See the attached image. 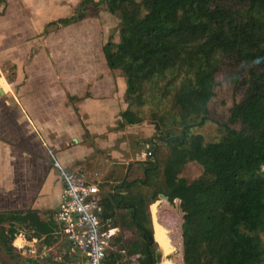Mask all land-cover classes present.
Wrapping results in <instances>:
<instances>
[{
  "label": "trees",
  "instance_id": "trees-1",
  "mask_svg": "<svg viewBox=\"0 0 264 264\" xmlns=\"http://www.w3.org/2000/svg\"><path fill=\"white\" fill-rule=\"evenodd\" d=\"M91 4L118 19L119 40L111 36L104 52L109 68L126 79L131 104L158 108L173 96L179 111L174 130L148 143L170 150L163 187L153 198L163 193L181 203L184 263L264 264V0H84L80 12ZM221 69L246 89L220 136L209 140L196 130L210 122ZM122 119L124 126L142 122L131 110ZM149 159L143 179L128 176L105 195L102 214L104 221L115 219L116 228L119 217L137 230L140 240L122 250L143 255L141 264H156L148 199L136 191L157 170ZM191 164L201 173L188 178ZM4 223L11 224L10 234L21 224L49 245L60 236L54 217L44 221L35 210L0 213ZM121 257L108 252L106 264H120Z\"/></svg>",
  "mask_w": 264,
  "mask_h": 264
},
{
  "label": "crops",
  "instance_id": "crops-1",
  "mask_svg": "<svg viewBox=\"0 0 264 264\" xmlns=\"http://www.w3.org/2000/svg\"><path fill=\"white\" fill-rule=\"evenodd\" d=\"M80 2L0 0V211L56 216L64 183L55 161L86 176L97 160L107 177L120 169L109 155L124 157L115 147L130 100L104 52L116 33L101 22L93 32L84 21L90 5L83 14ZM150 131L141 130L142 140Z\"/></svg>",
  "mask_w": 264,
  "mask_h": 264
},
{
  "label": "rangeland",
  "instance_id": "rangeland-1",
  "mask_svg": "<svg viewBox=\"0 0 264 264\" xmlns=\"http://www.w3.org/2000/svg\"><path fill=\"white\" fill-rule=\"evenodd\" d=\"M84 1L81 0L78 8L83 5ZM77 8V9H78ZM90 11L86 13L84 21L93 26L92 31L101 22V25L113 24V33H116V40H119L118 32V19L113 16V19H108L111 17L110 14H102L101 17L96 14L94 10L103 11V7L90 5ZM87 11V10H86ZM79 13V12H78ZM100 25V26H101ZM121 75L120 73H117ZM216 80L218 83L217 93L218 96L213 101L211 109L210 122L203 128H197V132L202 133L209 140H213L220 136V125L227 121L230 110L233 106L243 99L244 92L246 88L242 86L232 84L229 82L227 77V71L221 69L217 74ZM150 86H146L145 92ZM147 99L149 95L146 94ZM157 100H159L157 96ZM173 96L165 99L162 103H159L158 108L152 103H145L144 105L131 104L132 101H127L128 109L134 112L137 116L142 119V122L137 125H125L126 128H122L121 145L115 147V150L123 152L124 157L118 158L115 155H109L112 159L115 167H119L117 171L112 169L107 177L105 171L103 170L101 163L102 161L97 160L96 162H89V166L85 167L84 173L87 176L94 177L103 182L102 189L104 194H109L115 188L118 189L121 186L124 178L130 176V179H143L144 178V166L150 159L142 158L143 152L146 150L145 143L148 142L154 134L158 136L159 134H166V129L175 128L174 118H177L179 111L173 107ZM130 105V108H129ZM170 113V115H168ZM123 116V114H122ZM121 120V119H120ZM120 122V121H119ZM158 127L161 130L158 131ZM147 128L151 132L152 136L147 135L146 139L141 138V130ZM174 130V129H173ZM175 131L178 133L179 129L176 127ZM134 144V147H133ZM169 147L163 142H159L156 152H154L155 159L152 161L158 164L157 170H155L152 176L148 179L147 185H140L136 191L141 192L147 196L148 208L151 210V205L155 202L153 198L154 194L158 192V188L163 187L164 182V167L165 162L169 158ZM120 156V155H119ZM14 163V161H12ZM54 164V163H53ZM86 164V163H85ZM83 164V165H85ZM13 173H14V164ZM83 168V167H82ZM68 170V169H67ZM72 172H81L78 170H69ZM201 173L198 166L191 164L187 166L184 170V176L188 178L195 177ZM163 194V193H161ZM160 194V195H161ZM158 199V198H157ZM157 201V200H156ZM180 201L176 200L173 203L168 201H163L160 205L159 217L161 222L168 228L171 236L174 239V245L176 244L177 252L171 255L169 258L174 261V264H185L184 263V239H183V225H184V213L180 207ZM4 210V209H0ZM14 211H0V213H10ZM121 214H126V212H121ZM54 216V215H53ZM52 216V217H53ZM51 216H46V220H49ZM117 236L115 237L114 244L111 245V252H117L122 254L120 264H138V261H132L137 255L127 256V251L122 250L127 244H132L137 240H140V235L136 229L128 228L124 222L119 220ZM115 221V219H113ZM114 223V222H113ZM125 226V227H123ZM0 228H3L0 232V264H83L84 261L81 257L73 255L71 247L68 241L63 236H59L57 242L52 244H47L45 242V237L34 238L33 232L28 230L21 224H15L14 233L10 234V223L0 224ZM121 236L123 240L121 242L117 241V238ZM264 240V235H263ZM17 247H16V246ZM155 250H159L157 245H155ZM11 248V250H9ZM128 249V248H127ZM129 250V249H128ZM143 257V255H142Z\"/></svg>",
  "mask_w": 264,
  "mask_h": 264
},
{
  "label": "built area",
  "instance_id": "built-area-1",
  "mask_svg": "<svg viewBox=\"0 0 264 264\" xmlns=\"http://www.w3.org/2000/svg\"><path fill=\"white\" fill-rule=\"evenodd\" d=\"M147 156L154 153L149 151ZM54 164L64 183L61 206L54 216L58 233L68 241L73 255L83 259V264H106L118 228L113 226V218L102 219L103 182L96 178L97 174L90 177L69 171L57 161Z\"/></svg>",
  "mask_w": 264,
  "mask_h": 264
},
{
  "label": "water",
  "instance_id": "water-1",
  "mask_svg": "<svg viewBox=\"0 0 264 264\" xmlns=\"http://www.w3.org/2000/svg\"><path fill=\"white\" fill-rule=\"evenodd\" d=\"M169 198L161 194L159 200L155 201L151 205V221L153 228V242L157 245L159 250L156 252V262L157 264H174V261L169 257L171 254L177 252V247L174 245V239L171 236L168 228L161 222L159 213L160 205L163 201H168Z\"/></svg>",
  "mask_w": 264,
  "mask_h": 264
},
{
  "label": "clouds",
  "instance_id": "clouds-1",
  "mask_svg": "<svg viewBox=\"0 0 264 264\" xmlns=\"http://www.w3.org/2000/svg\"><path fill=\"white\" fill-rule=\"evenodd\" d=\"M150 141H151V139H150ZM154 141H156V140H154ZM151 142H152V141H151ZM159 142H160V141L155 142L154 144H158V145H159ZM154 144L151 145L150 142H149V144H145V146H146V152H145V154H144V155H145V159H146V158H148V159H149V158H152V159L155 158V156H147V154H148L149 151H152L153 153L156 152V149H154ZM154 244H155V243H154ZM155 245H156V244H155ZM156 252H157V251H156ZM155 259H156V253H155ZM163 263H164V262H163ZM163 263H162V264H163ZM156 264H157V262H156Z\"/></svg>",
  "mask_w": 264,
  "mask_h": 264
},
{
  "label": "bare ground",
  "instance_id": "bare-ground-1",
  "mask_svg": "<svg viewBox=\"0 0 264 264\" xmlns=\"http://www.w3.org/2000/svg\"><path fill=\"white\" fill-rule=\"evenodd\" d=\"M164 264V263H163Z\"/></svg>",
  "mask_w": 264,
  "mask_h": 264
}]
</instances>
